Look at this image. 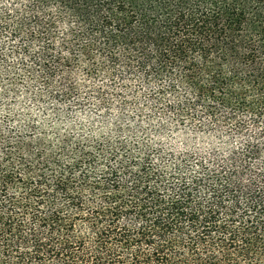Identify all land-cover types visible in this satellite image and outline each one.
<instances>
[{"label":"trees","instance_id":"16d2710c","mask_svg":"<svg viewBox=\"0 0 264 264\" xmlns=\"http://www.w3.org/2000/svg\"><path fill=\"white\" fill-rule=\"evenodd\" d=\"M0 264H264V0H0Z\"/></svg>","mask_w":264,"mask_h":264}]
</instances>
